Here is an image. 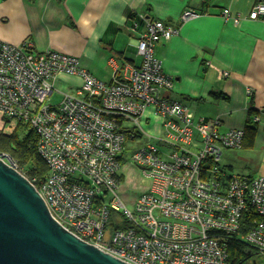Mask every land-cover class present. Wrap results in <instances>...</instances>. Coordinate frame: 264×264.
Masks as SVG:
<instances>
[{
	"label": "built area",
	"instance_id": "1",
	"mask_svg": "<svg viewBox=\"0 0 264 264\" xmlns=\"http://www.w3.org/2000/svg\"><path fill=\"white\" fill-rule=\"evenodd\" d=\"M201 15L187 9L178 26L146 21L136 45L140 65L121 77L112 57L111 82L60 51L38 52L29 40L0 41L2 128L22 123L34 130L47 166L42 179L29 181L63 229L127 264H230V241L248 247L247 261L264 256V177L234 174L223 165L226 151L241 149L244 129L221 132V120H195L183 103L163 95L174 83L155 48ZM221 17L234 25L264 19V1L247 17L227 8ZM62 74L78 75L82 84L53 105ZM149 112L160 118L163 136H148L127 153L147 136L139 126L151 121ZM0 160L18 171L8 154L0 152ZM128 165L145 179L135 185L138 194L124 197ZM113 214L125 228L108 232Z\"/></svg>",
	"mask_w": 264,
	"mask_h": 264
},
{
	"label": "crops",
	"instance_id": "2",
	"mask_svg": "<svg viewBox=\"0 0 264 264\" xmlns=\"http://www.w3.org/2000/svg\"><path fill=\"white\" fill-rule=\"evenodd\" d=\"M259 1L264 0H0V41L21 45L29 40L38 52L60 51L97 79L111 82L112 57L121 77L140 65L136 45L146 21L178 26L183 11H198L200 17L155 48L174 83L163 95L183 103L195 120H221V132L245 129L258 117V144L264 141V19L234 25L221 11L247 17ZM61 76L67 94L82 84L78 75Z\"/></svg>",
	"mask_w": 264,
	"mask_h": 264
},
{
	"label": "water",
	"instance_id": "3",
	"mask_svg": "<svg viewBox=\"0 0 264 264\" xmlns=\"http://www.w3.org/2000/svg\"><path fill=\"white\" fill-rule=\"evenodd\" d=\"M0 264H127L63 229L27 177L0 160Z\"/></svg>",
	"mask_w": 264,
	"mask_h": 264
},
{
	"label": "trees",
	"instance_id": "4",
	"mask_svg": "<svg viewBox=\"0 0 264 264\" xmlns=\"http://www.w3.org/2000/svg\"><path fill=\"white\" fill-rule=\"evenodd\" d=\"M113 56L117 59L121 57L120 54H113ZM250 115L255 114L251 112ZM2 129L0 152L8 154L17 164L18 171L29 180L32 178L42 179L47 174V166L37 150L38 136L36 132L22 123H18L8 132H5L4 128ZM257 131V123H253L249 119L244 129L242 147L249 148L255 144ZM115 228H125V225L120 224L117 216L113 214L107 231L110 232ZM249 252L248 247L241 242L230 241L228 244V261L230 264H243L247 261Z\"/></svg>",
	"mask_w": 264,
	"mask_h": 264
},
{
	"label": "rangeland",
	"instance_id": "5",
	"mask_svg": "<svg viewBox=\"0 0 264 264\" xmlns=\"http://www.w3.org/2000/svg\"><path fill=\"white\" fill-rule=\"evenodd\" d=\"M63 75V74H62ZM58 81L54 85V93L50 97V102L53 105H57L62 100L64 94L68 91L66 89V85L61 82L62 76H58ZM151 117V121L147 124L145 121L140 123L139 128L143 129V131L147 134L143 136L142 139L138 141H134L132 143L131 148L127 151L132 153L137 148L143 146L148 142L150 139L149 137L158 138L163 136L161 134V120L160 118L156 117L152 112H149ZM5 125L1 115H0V129ZM130 127H134L132 122H128ZM14 125H7L5 127V132L10 131V128H14ZM149 136V137H148ZM154 141V140H151ZM128 143H125L127 147ZM223 165L230 167L232 170L231 172L234 174L246 175V176H253V177H264V141L258 144H254L252 147H241V149L237 150H229L225 152L223 156ZM26 170V169H25ZM24 170V171H25ZM125 177H123V184H122V195L125 197L127 194H138L139 190L135 187L138 183L141 184V180L145 179L142 173L139 170H133L132 168L127 167L125 171ZM127 188V191L124 192ZM131 207L130 205H128ZM264 264V256L255 257L249 261H245L243 264Z\"/></svg>",
	"mask_w": 264,
	"mask_h": 264
}]
</instances>
